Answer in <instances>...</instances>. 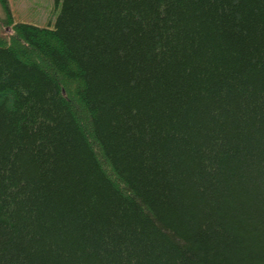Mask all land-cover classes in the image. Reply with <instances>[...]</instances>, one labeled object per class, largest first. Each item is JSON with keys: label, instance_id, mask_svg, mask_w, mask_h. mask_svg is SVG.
Wrapping results in <instances>:
<instances>
[{"label": "trees", "instance_id": "16d2710c", "mask_svg": "<svg viewBox=\"0 0 264 264\" xmlns=\"http://www.w3.org/2000/svg\"><path fill=\"white\" fill-rule=\"evenodd\" d=\"M55 1L0 39V264H264V0Z\"/></svg>", "mask_w": 264, "mask_h": 264}, {"label": "rangeland", "instance_id": "374dc122", "mask_svg": "<svg viewBox=\"0 0 264 264\" xmlns=\"http://www.w3.org/2000/svg\"><path fill=\"white\" fill-rule=\"evenodd\" d=\"M8 8L0 4V39L9 42L13 25L27 22L38 26H53L59 11L55 0H6ZM42 59V58H41ZM34 57L33 60H41ZM48 67V63L43 60Z\"/></svg>", "mask_w": 264, "mask_h": 264}]
</instances>
